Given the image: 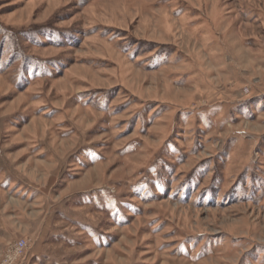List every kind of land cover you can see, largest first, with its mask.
I'll return each instance as SVG.
<instances>
[{
	"label": "rangeland",
	"instance_id": "1",
	"mask_svg": "<svg viewBox=\"0 0 264 264\" xmlns=\"http://www.w3.org/2000/svg\"><path fill=\"white\" fill-rule=\"evenodd\" d=\"M264 264V0H0V261Z\"/></svg>",
	"mask_w": 264,
	"mask_h": 264
},
{
	"label": "built area",
	"instance_id": "2",
	"mask_svg": "<svg viewBox=\"0 0 264 264\" xmlns=\"http://www.w3.org/2000/svg\"><path fill=\"white\" fill-rule=\"evenodd\" d=\"M27 246L28 242L26 240H18L14 242L7 250L6 255L0 261V264H13L16 258L23 255Z\"/></svg>",
	"mask_w": 264,
	"mask_h": 264
}]
</instances>
